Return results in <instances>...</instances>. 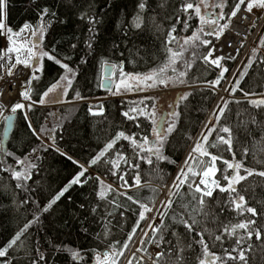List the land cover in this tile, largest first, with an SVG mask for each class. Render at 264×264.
Wrapping results in <instances>:
<instances>
[{
	"label": "trees",
	"instance_id": "16d2710c",
	"mask_svg": "<svg viewBox=\"0 0 264 264\" xmlns=\"http://www.w3.org/2000/svg\"><path fill=\"white\" fill-rule=\"evenodd\" d=\"M212 1L215 5L225 3L223 13L226 18L222 20V25L227 24L231 17L229 13L237 0ZM140 2L141 0H7V8L0 11V20L13 31H18L26 23L37 25L40 11L44 7L49 8L50 14L55 12L56 17L51 27L47 29L43 48L78 73L66 96L67 101L77 102L76 104L52 108L30 107L27 119L24 115L25 110L17 112L15 128L8 143V152L14 155L2 158L0 153V161L3 162L0 163V247H4L25 223L33 219L40 208L46 206L53 196L82 170L79 165L87 169L86 177H92L83 183V186L72 185L48 212L41 214L39 221L21 237L23 243L18 242L19 246L10 249L7 257L0 258V264H4L5 261H9L10 264H32L39 258L36 249L45 257L40 264H94L97 255H102L105 251L113 252V245L120 249L124 243H129V236L133 230L135 235L132 236L128 249L124 251L123 256L117 257L119 264H129L130 259L132 264H143L141 255L149 257L150 247L156 242L160 243V251L165 252L160 264H178L180 248L184 251L180 254L183 258L179 264H199L198 257H202V248L196 243L199 240L196 234L198 231H204V239L208 242L211 252L224 256V249L231 250L236 246V237L223 234V227L249 218L256 220L254 227L261 229L262 239L257 240L253 235L251 241L243 245L245 248L248 243L252 245L251 251L246 252L247 264H264V177L254 174L235 185L239 194L245 197L247 206L256 208L257 217H251L250 213L238 215L233 210L229 198L235 196V193L221 192L217 188L212 197L204 198V210L201 212L197 200L193 199L199 194L190 191L187 183L180 186L179 191L172 189V185L177 183L178 174L185 167L191 146L200 142L201 134L207 128L216 125L215 117L209 114L218 94L208 82H214L222 69L206 64L201 58L207 54L209 48H212L216 36H202L212 41L207 47L201 45L194 48L186 45L183 56L175 64L176 71L187 72L183 82L192 89L183 95L187 97L186 99L180 98L176 104V112L179 113V116L175 117L176 129L167 137L163 149V154L168 160L157 161L153 157L152 165L138 158L134 160L133 162L140 165L138 187L135 186L134 179L137 170L122 161L119 162L118 169H113L111 164L105 163L109 157L116 159V151L132 158L134 146L128 140L120 139L106 157L95 165H89V161L120 131L127 136L135 137L140 143L145 135L149 141H153L154 137L152 133L154 125L148 118V114L154 109L152 97L107 100L93 107L95 111L98 110L97 106H103L102 115L90 114L88 110L90 105L84 101L100 98L110 92L99 86L104 78L102 63L107 61L109 65H121L124 73L128 74L151 73L168 59L166 41L172 26L176 28L173 35L181 41L192 36L200 25L194 9L187 12L180 10L186 0H147L146 11L142 13V26L136 28L133 26V18L139 12ZM187 2L199 4L200 0ZM217 9L221 11L219 7ZM82 14H86L83 20L80 18ZM88 16L93 17L97 23L91 25ZM48 19L49 17H45L46 21ZM185 24L188 25L187 28ZM90 28H93L95 35L89 32ZM90 37L91 49L87 47ZM73 44L76 45L75 48H72ZM178 45L174 42L169 47L176 50ZM52 49H55L54 53ZM257 52L254 61L250 55L247 57L237 74L241 79L239 88L235 90L236 95L245 96V92L256 95L264 93V63L261 62L264 61V47ZM65 56H70L71 59L65 60ZM82 60L87 62L81 63ZM186 64L191 67L186 68ZM249 64L251 66L247 67L246 74L242 76ZM42 65L43 72L37 73L39 80H33L31 85L32 101H38L42 93L64 75L65 70L47 57L43 59ZM225 65L228 70H232L233 64ZM116 71L120 74L119 69ZM224 82L223 76L217 87H222ZM77 92L85 99H77ZM132 108H136L137 111H129ZM140 109L143 110V114ZM125 111H129V115L135 116L136 119L123 116L122 113ZM29 121L37 131L42 126L54 127L56 130L53 135L60 151H55L51 147L48 151H38L36 155L40 157L39 160L30 155L33 149L39 148L41 141L32 134L28 127ZM224 126L231 129V150L228 145L217 139L218 135L228 138L227 133L220 131ZM43 142L51 143L47 139ZM213 144L216 146L212 147ZM202 146L211 155L222 158L215 162V168L218 169L215 178L221 186L226 187L228 183L223 176L233 174V170L228 169L223 163L224 160L229 163L243 162L245 168L257 172L264 171V106L254 107L249 100L238 103L228 100L227 109L220 119L219 126ZM60 152L71 156L78 164H73ZM192 155L196 159L204 160L206 164L211 163V155L206 157H200L196 153ZM14 157L21 159L28 157L37 164L32 178L21 181L27 190L16 188L17 181L10 173L3 171L5 165L10 167L16 165ZM193 167L199 170L204 165L194 164ZM113 171L116 172L115 175ZM125 171L127 175L124 176V180L128 181L129 186L121 187L123 180L120 177ZM240 175H246L243 168ZM96 177H100L105 188L111 186V191L105 192L104 199L99 196L101 184ZM196 178L189 173L190 180ZM170 190L175 192L174 196H170ZM125 192L127 195L121 194ZM127 196H132L134 200L149 206L151 211L145 213L143 220L140 219V213L143 211L140 204L128 200ZM29 197L36 201L39 207L31 201L22 204V201ZM169 198L173 203L162 219L160 215L164 211L162 205ZM111 201L114 203H110ZM181 217L189 223L195 220L193 231L189 232L186 229L180 222ZM150 224L153 228L160 227V231L153 232L149 228ZM237 231L243 233V230ZM215 235H222V244L215 241ZM133 248L137 253L131 255ZM141 248L142 251H137ZM69 250L78 251L82 259L73 260ZM169 252L171 255H168ZM133 256L135 259H132ZM228 264L234 262L228 261Z\"/></svg>",
	"mask_w": 264,
	"mask_h": 264
},
{
	"label": "snow or ice",
	"instance_id": "6c2138e0",
	"mask_svg": "<svg viewBox=\"0 0 264 264\" xmlns=\"http://www.w3.org/2000/svg\"><path fill=\"white\" fill-rule=\"evenodd\" d=\"M200 3H203L205 7H208L207 0H200ZM163 6V5H162ZM225 3H219L215 5V7H219L221 9V12L218 17L213 18L215 14H209L207 16L201 15V8L199 4H194L192 2H186L181 5V11L187 12L188 10L194 9L195 15L199 17L200 25L201 27L197 29L195 33H193L192 36L186 38L183 40L182 44L181 41L177 39L173 33H175L176 28L175 26H172L170 31L168 32V38L166 41V51L168 53V59L166 62H164L161 66H159L157 69H155L153 72L144 75L141 77L140 74H136L135 76H132L131 74L124 73L123 67L118 64H112L109 65L107 61H104L102 63V67L105 70V73H108L109 68H111V75H115L116 70L119 69L120 71V80L119 83H116L115 81L110 79L109 75H105L104 80L101 81L100 87L106 88L107 90L111 91V88L108 87L109 84H114L116 88V93L118 94L120 92L121 86L125 85V77H128L129 79H135L137 81V84L140 83L144 84L145 88L153 87L156 84H161L167 87L168 83L170 81H174L180 77H184L187 75V72H180L178 77L175 76H169L168 72L171 71L173 73L176 72L175 64L179 61V58L183 56V51L180 49L173 50L169 45L173 44L174 42L177 44H181V48H183L184 45H190L191 47L198 48L199 46L203 45L207 47L212 43L211 40L204 39L203 37L208 36H216L217 39H219L220 35L223 34V31L225 28H227L228 24H220V20H224L226 17L223 13V8L225 7ZM241 6H244L245 10L247 12H252L253 7H259L261 9H264V0H237V2L234 4L233 9L229 13L231 17H235L237 13L240 11ZM147 7V0H141V2L138 5L139 12L137 15L133 18V26L136 28H140L143 23V17L142 13L146 11ZM7 8V0H0V11H3ZM86 14L81 15V19H85ZM45 17H49V19L46 21ZM56 17L55 12H51L47 7H44L40 11L39 15V23L35 26L31 24H24L23 27L18 31L14 32L11 27H6V24L3 22V20H0V34H6L7 35V42L5 44V49L2 54H0V61H4V63H0V70H6L8 75L11 76L16 69V66L23 65L24 68L32 69L31 72V79L32 80H39V76L37 73L43 72V65L42 61L45 57H47L48 60L54 61L57 65H59L62 69H64V75H62L59 80L56 83H53L46 91L42 93L40 96V99L38 101H32V104L39 103L41 105L45 103H60L63 101V97L67 95V89L70 88L73 84V80L75 76L78 74L75 69L70 67L67 63H63L61 60L57 59L56 56L51 54L50 52L44 50L43 44H44V38L47 35V29L51 27V23L53 19ZM88 22L91 25H95L97 21L91 17L88 16ZM205 25L208 26L209 30L205 31ZM188 25L185 24V28H187ZM89 32L95 35L93 28L89 29ZM27 33V35H25ZM202 34V36H201ZM198 42V43H197ZM10 45V46H9ZM260 46L264 47V38L260 41ZM76 45L73 44L72 48H75ZM87 47L89 49L92 48V38L90 37ZM215 49L209 48L207 54L203 55L201 58L206 64L215 65L218 68H221L222 71L218 75L217 79L212 82L209 81V84H212L213 87L218 86L220 83V80L223 78V75L225 72L228 71L226 67H223L220 63V61L223 59V57H213V52ZM52 52H55V49H52ZM15 54V60L13 63L12 55ZM258 52L257 49H253L252 52V59L254 61L255 57L257 56ZM193 57H195V52H193ZM65 60L71 59L70 56H65ZM87 61L82 60L81 63H86ZM264 63V61H261ZM251 64L246 66L245 73L242 74L245 75L247 71V67H250ZM186 68H190L191 65L186 64ZM151 81V83H148ZM183 82V80H181ZM239 88V80H236L235 84L231 86V93L232 95L235 94V90ZM24 100H31V96L29 95V92L26 90L21 93ZM244 95L250 96V95H256L255 93H248L245 92ZM76 97L79 100L85 99L82 97L78 92L76 93ZM186 96H182L181 99H186ZM239 101H237L238 103ZM249 103L254 107H262L264 106V98L262 99H252L249 101ZM31 107V106H29ZM25 108L24 103H16L14 106L11 107V111L13 113L17 112V110H21ZM98 111H93V107L89 106V112L91 115H102L103 114V106H97ZM227 109V102H225L223 107L218 106V112L213 113V116L216 119V125H213L211 128H207L204 133L201 134V140L200 142H197L193 148V153L199 154L200 157H206L211 155L208 151H206L203 148V144H206L208 141L209 136L216 131L217 127L219 126L220 119L224 116L225 110ZM129 111L136 112V108H132ZM129 111H125L122 113L123 116L127 117L128 119H136L135 116H130ZM141 114H143V110H139ZM25 118L27 119V113H24ZM172 117H178L179 113L175 110L172 111L170 114ZM156 112L153 110L151 113L148 114V118L152 120L153 125H156L152 129L153 135L156 137L154 141H149V138L147 135L143 136L141 138L142 143L138 142L135 137H130L125 135L123 131H120L116 133L115 137L111 139L109 142L106 143L104 149L100 151L94 158H92L89 161V165H95L97 164L102 158L106 157L108 152L112 150L117 141L120 139L128 140L131 142V144L134 146V155L132 158L126 157L120 153V151H116L115 157L116 159L113 160L111 157H109L105 163H109L112 165L113 169L119 168V162L122 161L125 165H130L133 169L137 170V173L134 177L136 184L135 186H139V174L138 169L140 167L138 162H133L134 160H141L147 163L148 165H152L153 163V157L157 161L162 160H168V157L163 154L164 145L167 143V137L171 135L175 129H176V123L175 121H170L166 118H162V122L158 123L155 120ZM7 120V127L5 128V135H7L8 128L11 127L12 124V117L8 116L6 117ZM255 122V121H253ZM211 123V121H209ZM28 127L31 129L32 134L41 141V144L38 149H33V152L30 154L32 156H35L36 160H39L40 157L36 155L38 151H48L51 147L55 151H60V149L56 146V137L53 135L55 132V128H46L41 127L39 131H37L35 128L32 127L31 122L29 121ZM223 133L228 134V138L226 139L223 136H217V139L221 141L223 144L228 145L229 150H231L232 144H231V129L227 126H224L220 129ZM47 139L51 143L45 144L43 141ZM216 145L213 144L212 147H215ZM138 149L139 151H136ZM3 150V145H0V151ZM142 153H147L148 155H142ZM61 155L66 156V158L70 161H72L73 164H78V161L73 160L71 156H67L66 153L60 152ZM247 155V153H244ZM8 156H13L14 154L11 152L7 153ZM235 156V153H233V157ZM16 162V167H10L8 165H5L3 168L4 172L10 173L13 179L17 181L16 188L26 189V185L22 183L21 181H27L32 178L33 171L37 168V164L33 163L31 159L28 157H24L23 159L14 157ZM218 159H222L221 157L211 155V163L206 164L204 160L202 159H196L193 157L192 154H189L188 158L185 161V167L181 169L180 173L178 174L176 180L177 183H174L172 185V189H175L176 191H179L180 186L184 184H188L190 191H193L199 196H194L193 199L197 200L198 205L200 206V211L203 212L204 205H205V197H212L213 195V188H219L221 192H231L235 193V196H230L229 198V204L233 206V210L238 213V215H244L245 213H250L251 217H257L258 213L256 208L247 206V201L245 200V197L243 195L239 194V191L235 187V185L239 184L241 181L246 180L249 176L252 175H258L260 177H264V171H255L254 169L245 168L243 165V162L238 163H229L227 160H224L223 163L227 165L228 169L233 170V175H224L223 179L227 181V186H221L217 181H212L209 183L208 177L213 176L218 169L215 168V162ZM170 163H175V161H169ZM0 163H3L0 161ZM194 164H201L204 165L202 169H196L193 167ZM22 166V169H21ZM79 167L82 169L80 172H78L70 181L69 183L58 193H56L53 198L47 203L46 206L43 208H40L39 212L35 213L32 220H29L27 223L24 224L22 228H20L14 237L4 246L0 247V258L7 257L9 250L13 249L14 247H18V242L20 244L23 243L21 240V237L24 236V234L29 230V228L32 227L33 224L37 223L40 219V215L48 212L49 209L52 207L53 204H55L64 194L69 190V188L72 185H80L83 186V183L87 182V180L92 179V177L85 176V172L87 171L86 168H84L83 165H79ZM185 168L187 169L185 171ZM243 168L246 175H240V170ZM21 169V170H18ZM189 173L192 177L201 176L202 178L197 182L195 179H189ZM116 172L113 171V175H115ZM127 175V172L125 171L123 175H121V180H123V184L121 187L129 186L128 181L124 180V176ZM84 178L83 180L81 178ZM96 180L100 181L101 184V191L99 192L100 198L104 199L105 192L111 191V186H107V188L104 187V182L100 180V177H96ZM122 195H127V193H121ZM175 192L170 190V196H174ZM127 199L132 201L133 203L140 204V207L143 209V211L140 213V219L143 220L145 218V213L151 211L149 206L147 204H141L139 201H136L133 199L132 196H127ZM31 201L33 204H37V207H39L38 203L36 201H32L29 197L28 199H25L22 201V204H27ZM110 203H114V201H111ZM173 203V200L171 198L167 199L165 203L162 205V208L164 209L163 212L160 213L161 218L166 215L167 209L171 207ZM119 207V205H117ZM95 211V210H93ZM109 215H111L109 213ZM189 219H191V216L189 214ZM186 229L191 232L193 231V225L196 223L195 220H192V223H189L188 220H185L183 217H181V221ZM256 225L255 219H246L242 222H237L235 224H229L225 225L223 227V234H226L228 236H235V247H232L231 250L224 249V256L217 255L210 251L208 242L204 239V231H198L196 234L199 236V240L196 241L201 248H202V257H198L199 264H228V261L234 262V264H247V257L246 252H250L252 245L251 243H248V246L245 248L243 245L247 242H250L253 235H255L257 240L262 239V232L259 227H254ZM139 225H137L138 227ZM107 227V226H106ZM162 227V226H161ZM149 228L153 232H159L160 227L153 228L152 225H149ZM237 230H243V233H238ZM107 235V231L105 233ZM135 235V230L130 234L129 236V243L131 241L132 236ZM145 236H147V233H145ZM215 241L223 243L222 235H215L214 237ZM163 240V237H161V241ZM129 243H124L120 249H116L115 245L112 246L113 252L111 253H103V259H101L100 255H97L96 260L97 264H119V261L117 257H121L124 254V251L128 249ZM141 244H143V241H141ZM143 248L137 249V251H142ZM36 251L39 253V258L32 262V264H40V261H43L45 259L44 254L39 252V249H36ZM70 255L73 260L79 261L82 259L80 256V253L78 251L69 250ZM184 251L183 248H180L178 250V256H177V262L182 260V254ZM235 253V255L233 254ZM168 255H171L169 252ZM162 257H165V252L160 251L156 253V260L153 262V264H160V260ZM132 259H135L133 256ZM4 264H10L9 261H5ZM129 264H132V260H129Z\"/></svg>",
	"mask_w": 264,
	"mask_h": 264
},
{
	"label": "rangeland",
	"instance_id": "374dc122",
	"mask_svg": "<svg viewBox=\"0 0 264 264\" xmlns=\"http://www.w3.org/2000/svg\"><path fill=\"white\" fill-rule=\"evenodd\" d=\"M207 3L209 5L208 7H205L203 3H199L200 8H201V15L207 16L208 13L209 14L214 13L215 16L213 18L218 17L221 11L218 10L217 7H215V3L212 0H207ZM242 7L243 6H241L240 11L237 13V15L234 18L230 17V19L227 22L228 25H231V24L233 25V23L236 21V19H238L239 15L241 14V11L243 10ZM252 14L256 16V20L254 19L253 31H254V33H256V37H257V35H258V37L254 41V43L250 46V49L248 50L249 53L247 52L248 55L246 56V58L243 61H241L240 65H237V63H235V64L233 63L234 66H233L232 70H228L227 72L224 73L223 76L225 77V82H224L223 86L222 87H217V86L213 87L212 86V89L215 90L218 95L221 93V99L217 103H216V101H217L216 100L214 103V105H216V106L214 108L213 113H217L218 112V106L223 107L225 102H227L228 100H230V101H242V100L246 101V100H249L250 101L252 99L264 98V93L260 94V95H252V96L250 95L247 97L246 96H239L236 94H234V95L230 94L231 93V86H233L235 84L236 80L241 79V77L239 78L237 76V74L240 71L242 64L245 62V60L247 59V57L249 55L252 57L253 49H257V51L261 50L260 39H261L262 35L264 34V9H261L259 7H253ZM198 19H199V17H198ZM199 23H200V21H199ZM220 24H222V20H220ZM200 27H201V25H199V28ZM227 28H229V26ZM227 28L224 29L223 34L227 30ZM207 30H209V28L207 25H205V31H207ZM201 36H202V34H201ZM183 40H181V44H182ZM214 43H216V40ZM228 43H232V42H228ZM181 44H179L177 46V49L184 51L186 48V45H184L183 48H181ZM224 67H226V65H224ZM180 72L176 71L175 73H173V72L169 71L168 75L178 77ZM115 75H117L119 77L117 78ZM115 75H113L112 80L115 81L116 83H119L120 74H118L116 71ZM131 75L135 76L136 74H131ZM145 75H147V74H145ZM143 76L144 75H141V77H143ZM124 79H125V85L121 86L120 92L118 94H114V93H116V88H115V85L112 84L111 91L108 92L106 95H104L100 98L88 99L84 102L91 105L92 107H95L96 105H101L104 101L111 100V99L129 98V97H135L136 98L139 96L152 97L154 99V109L153 110H155V112H156L155 120L158 122L160 120L162 114L164 112H167L168 116L166 119H168L170 121H173V120L175 121L176 118L170 116L169 114L172 112L173 108L176 111L177 95H179V99H180L186 93V91L192 89V87L186 86L184 84V82H181V80H183V77H180L174 81H170L168 83L167 87H165L164 85H161V84H156L155 86L149 87V88H145L143 83H140L138 85L137 81L135 79H129L128 77H125ZM6 83H7V81L5 82V84ZM148 83H151V81H149ZM5 84H4L3 79L0 78V87L5 85ZM31 85H32V83L30 84L29 89H31ZM71 87L67 89V94L70 91ZM66 96L63 97V101L57 105H55L54 103H45L43 105H41L39 103L32 104V102L31 103L28 102V105H27L26 103L22 102L25 104V108L21 109V110H25V112L28 114V110L30 109L29 106L37 107V108H52V107H60V106H65V105H74L77 103V102L67 101ZM7 108H8V106L1 105V101H0V121H2V117L4 115L6 117L7 113H9ZM95 111H98V110H95ZM10 112H12V111L10 110ZM213 113H212V115H213ZM155 126L156 125H154V127ZM152 139L154 141L156 139V137L154 136ZM189 154L190 153H188V155ZM15 167H16V165L13 168H15ZM18 170H21V169H18ZM152 253H156V251H153ZM152 253H151V255H152ZM100 257H101V259L104 258L103 255H100ZM95 263H97V260H95ZM145 264H148V262Z\"/></svg>",
	"mask_w": 264,
	"mask_h": 264
},
{
	"label": "built area",
	"instance_id": "2783aa9c",
	"mask_svg": "<svg viewBox=\"0 0 264 264\" xmlns=\"http://www.w3.org/2000/svg\"><path fill=\"white\" fill-rule=\"evenodd\" d=\"M241 14L239 15L238 19L233 23V25H229V28L225 31L224 34H222L219 39L216 40V43L213 47L215 51L213 52V57H223V59L220 61V63H223L224 61L233 62L234 64L237 63V65H240L241 61H243L246 56L247 52L250 49V46L254 43V41L257 39L256 33L253 31V25H254V19L256 20V16L252 14V12H247L242 7ZM241 21V22H239ZM27 35V33H25ZM232 39V43H228L229 39ZM7 42V35L3 39V50L5 49V44ZM230 42V41H229ZM228 43V44H227ZM10 46V45H9ZM13 63L15 60V54H11ZM4 62V61H0ZM215 66V65H214ZM25 72V75L23 76V80H20L21 73ZM31 72L32 69L24 68L23 65L16 66V69L14 70L13 74L11 76L8 75L6 70H0V78L3 79L4 84L7 81V83L0 87V101L1 105H7V102L3 99V95L5 93L6 85H8L11 90L16 88H21L19 91V96L16 103H27L26 100L23 99V96L21 95L22 92L28 91L29 85L32 81L31 79ZM20 85V86H18ZM14 105H11L14 106ZM4 115V114H3ZM5 116V115H4ZM2 117V119L4 118ZM158 244L153 246L151 249V253L153 251L157 250ZM156 253H152V258L146 259V261L150 264H153L154 260L153 257L156 256Z\"/></svg>",
	"mask_w": 264,
	"mask_h": 264
},
{
	"label": "water",
	"instance_id": "95a60500",
	"mask_svg": "<svg viewBox=\"0 0 264 264\" xmlns=\"http://www.w3.org/2000/svg\"><path fill=\"white\" fill-rule=\"evenodd\" d=\"M207 15H209V13ZM105 75H109L110 79H112L113 75H111V68H109L108 73H105V70H104V77H105ZM108 87L112 88V84H109ZM104 89H106V88H104ZM178 99H179V95H177L176 103L178 102ZM54 104L57 105L59 103H54ZM172 111H174V108L172 109ZM9 116L12 117V124H11V127L8 128V130H7V135H5V128L7 127V120L6 119L4 120V123L2 125V129H1L0 145H3V150L0 151V153H1L2 158H4L7 155V153H8V143H9V141L11 139L12 133H13L14 128H15L16 119H17V114L16 113H13V114H11ZM167 116H168V113L164 112L162 114L160 120L158 121V123H161L162 122V118H167ZM104 253H110V252L109 251H105ZM94 264H97V263H94Z\"/></svg>",
	"mask_w": 264,
	"mask_h": 264
},
{
	"label": "bare ground",
	"instance_id": "6f19581e",
	"mask_svg": "<svg viewBox=\"0 0 264 264\" xmlns=\"http://www.w3.org/2000/svg\"><path fill=\"white\" fill-rule=\"evenodd\" d=\"M239 22H241V21H239ZM229 41L232 42V39L230 38ZM0 63H4V62H0ZM24 75H25V72H22L21 75H20V77H21L20 80H23L22 78H23ZM18 86H20V85H18ZM20 89L21 88H16L14 90L13 89L11 90V88L8 85H6L5 93L3 95V99L7 102V105H8L7 110L10 109L9 106L14 105V103L16 102L18 97L20 98V96H19ZM4 106H6V105H4Z\"/></svg>",
	"mask_w": 264,
	"mask_h": 264
}]
</instances>
